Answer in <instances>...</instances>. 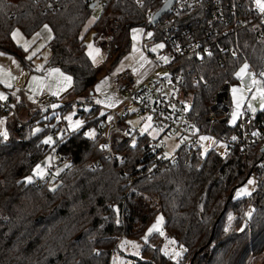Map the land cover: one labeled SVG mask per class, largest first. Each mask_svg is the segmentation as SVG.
Returning a JSON list of instances; mask_svg holds the SVG:
<instances>
[{
  "label": "trees",
  "instance_id": "obj_1",
  "mask_svg": "<svg viewBox=\"0 0 264 264\" xmlns=\"http://www.w3.org/2000/svg\"><path fill=\"white\" fill-rule=\"evenodd\" d=\"M211 1L202 0L198 7L181 12L174 23L191 26L199 33L209 22ZM218 2L234 9L237 17L242 9L251 7L249 0ZM89 3L0 0V53L15 56L30 68L12 31L18 28L30 37L47 24L52 38L47 43L50 56L44 66L57 67L69 75L74 96H87L97 78L86 51L87 33L94 32L101 50L115 48L117 63L130 50L131 28L155 30L146 18L160 8L162 0H142L140 6L137 0L101 1L102 13L83 32L92 13ZM243 18L246 25L239 26L234 19L232 31L211 38L212 55L175 61L174 67L184 73L193 94L195 117L202 122L212 92L230 80L233 72L245 64L255 72L264 70V15L250 13ZM216 28L222 30L225 24ZM108 30L112 37L106 41L102 38ZM157 32L154 37L159 40ZM222 48L227 52L234 48L236 55L223 53ZM69 105L61 107L60 117ZM79 112L86 115L87 122L73 131L46 126L35 130L58 114L48 118L44 117L47 112L37 110L32 115L35 122L6 116L7 135L0 136V264H109L118 238L140 237L157 213L163 216L166 234L185 248L178 264H247L251 255L261 256L260 264H264V169L258 171L250 192L234 197L251 177L252 169L262 163L259 146L234 148L225 155L210 150L197 156L181 150L175 162L154 168L153 156L145 153L147 140H143L134 149L122 147L128 152L124 163L103 159L99 167L91 169V161L100 153L99 140L91 139L86 131L105 121V115L97 117L96 106L87 113ZM258 117L264 119V110ZM52 128L53 135L57 130L61 135L50 146L43 138ZM51 150L72 159L56 176L54 189L48 186L49 174V179L37 178L39 186L36 180L26 179ZM131 177L135 180L130 181ZM132 264L175 263L153 243L146 244L142 257Z\"/></svg>",
  "mask_w": 264,
  "mask_h": 264
},
{
  "label": "built area",
  "instance_id": "obj_2",
  "mask_svg": "<svg viewBox=\"0 0 264 264\" xmlns=\"http://www.w3.org/2000/svg\"><path fill=\"white\" fill-rule=\"evenodd\" d=\"M35 1L40 2L42 0ZM83 1H96L97 3L105 0ZM165 1L167 0H162V3ZM201 1L175 0L159 21L151 25L155 26V30L161 34V38L158 40L154 37L155 30H153V34L149 39L144 37L143 53L151 64L150 69L144 75L139 76L127 66L121 67L115 74L117 87L124 94L122 105L130 102L134 105V109L133 111L127 110L126 107L123 111H118L117 107L107 109L105 121L95 127L93 133L89 135L91 139L96 138L99 140L100 149L98 156L89 165L91 169L99 167L103 159L124 163L128 152L123 150L122 147L126 146L129 149H134L143 140H147L146 145H144L147 149L145 153L153 156L151 165L158 168L162 164L175 162L179 158L181 150H187L189 154L201 155L200 138L203 135H208L222 139L227 145V150L259 146L263 151V160L261 164L252 169L251 173V177L255 182L257 181L258 171L261 168L264 169V119L258 117L264 107L261 110H255L250 107L248 102L239 104V107L233 104L232 85L240 79L236 76L238 71H235L232 73L230 80L223 81L212 92L202 122L198 117H195L193 94L187 88L185 75L182 71H178L174 64L175 61L185 57H195V59L201 60L207 55H212L211 38L214 35L226 34L228 31H232L234 25H236L234 19L237 20L239 26H244L246 21L243 15L250 13L264 15V12H261L255 0H249L251 7L242 9L240 11L242 15L237 17V12L234 9H227L218 0H212L209 3V22L207 25H203L199 33L191 26L179 27L174 23L177 15L185 10L198 7ZM141 4L142 0H137V5L140 6ZM152 15H147V24H149ZM220 23L225 24V28L222 30L216 28V25ZM142 28L145 33L144 26ZM111 37L112 33L108 30L102 39L107 41ZM156 41H160L163 47H159L156 52L149 51L147 47ZM220 51L230 56L236 55L234 48H231L229 52L225 48ZM220 64L223 65V61ZM251 71L255 72L247 68L248 74ZM255 73L260 74L261 72ZM244 95L248 99L255 98V94L251 91H245ZM35 100L39 105H49L53 97L49 92L42 91ZM258 101L260 103L264 99L258 98ZM76 104L79 107L86 108L96 106L88 95L83 101H77ZM0 112L2 114L12 112V116L16 118V112L11 107L8 99H0ZM135 112L138 114L147 113L146 118L149 116L152 118L151 121L145 118L140 123L141 126L150 124L147 131L132 127L129 124L121 126L120 123L125 122L126 118ZM234 112L237 115L233 123ZM60 125L61 123H58V126ZM216 126L220 127L218 131H215ZM49 133L54 134L55 129L52 128ZM164 137L175 138L178 142L172 154L167 153L165 150ZM233 137H236V139L233 140ZM71 163L72 159L67 156H60L57 160L59 166L67 167ZM54 168L55 164L53 163L49 167V171L52 172ZM40 178L49 179L47 174ZM134 180L135 177L130 178V181ZM36 186H39L37 178Z\"/></svg>",
  "mask_w": 264,
  "mask_h": 264
},
{
  "label": "rangeland",
  "instance_id": "obj_3",
  "mask_svg": "<svg viewBox=\"0 0 264 264\" xmlns=\"http://www.w3.org/2000/svg\"><path fill=\"white\" fill-rule=\"evenodd\" d=\"M263 2V0H262ZM102 3L101 1L97 2L96 6L92 9L91 16L96 19L100 16L102 13ZM136 28V27H134ZM43 32L44 30H47L46 28H42ZM133 32V31H132ZM151 34V35H149ZM153 34V29L149 28L146 30L144 37L146 39H149ZM21 38H15V42L17 40H23L25 37L24 34H22ZM52 38V36H51ZM93 40H94V32L91 30L87 33L85 36L84 42L88 46L91 44L93 46ZM48 43V42H47ZM46 43V45H47ZM17 44V43H16ZM158 45H162L160 41H156L155 43L151 44L147 48L149 51L156 52L159 48ZM89 48V47H88ZM92 48H89V53L91 60L93 62V65L97 69V78L94 83L93 88L89 91L88 96H90V99L94 101V104L96 105V108L98 109V112L96 113L97 117H101L105 115L107 109H110L112 107H117L118 111H123L126 107L127 110L133 111L134 105L130 102L125 103L122 105V101L124 100V94L118 89L117 87V80L115 77V71L121 62L119 60L117 63H115V59L117 57V50L115 48H112L109 52L101 50L100 48H96V50H91ZM154 49V50H153ZM50 56V49L47 46L41 54L36 57V60H34V75L37 77L33 81H28L29 85L31 86V91L29 95L32 97V92H38L41 89H48V90H54L58 87L62 88V83L59 80H55V74H53V68L52 67H46L43 64L41 65V62L47 58V56ZM49 58V57H48ZM47 61V60H46ZM39 66V70L38 69ZM137 68L136 71L139 76L144 75L149 69L151 64L147 60V58L139 57L137 60ZM32 68V69H33ZM242 68V67H241ZM55 71H60L61 75H64V77H70L67 74H64L61 72L59 68H55ZM52 70V71H51ZM240 70V69H239ZM238 70V71H239ZM51 71V72H50ZM264 70L261 71L260 74H257L255 72H250L249 74L246 72L243 74V76L237 80L235 84L232 85V91L233 89H237L236 92H233L232 95V102L234 105H237V102L239 104H244L245 102H248L251 108L255 110H261L262 103L264 101L260 102L259 99H264V97L261 96V92L264 91V84L262 78H264ZM71 78V77H70ZM24 81V80H23ZM253 81H256L255 84H253ZM26 82L25 84H28ZM59 82V84L57 83ZM72 80L69 81V85L71 87ZM64 93H52L53 97L55 98L50 102L49 105H39L36 103V100L34 102V99L29 97V101L26 103V108L22 111H18L16 113V118L21 120L22 122H27L28 120H33L35 122V119H32L33 113H35L37 110H39L41 113L47 112L44 114V117H52L59 113L60 109L64 105L70 104L63 112L62 116L60 117L59 114L56 115L53 119V121L47 123L44 121L39 126H35V130L40 129V127H62L65 129H68L70 131L82 128L85 126L87 122L86 115H82L79 112L80 110H84L86 113L91 109V107H79L76 102L77 101H83L86 98V95L83 96H74L72 93H70V88H66L64 90ZM245 91H251L255 94V98L246 97L244 95ZM25 92V91H24ZM62 92V91H61ZM26 93V92H25ZM35 96V95H34ZM33 96V97H34ZM38 96V95H37ZM36 96V97H37ZM35 97V99H36ZM55 105V107H53ZM15 110V109H14ZM16 112V111H15ZM8 114V115H7ZM12 112H8L6 114H3L0 118V136L3 133H6L5 129V123H6V116H11ZM147 113L144 114H138L137 112L129 115L125 122H121V126H125L126 124L131 125L132 127H137L138 129H144L146 126H141L140 123L146 118ZM40 117V116H39ZM27 120V121H26ZM77 121L80 122V124L77 126ZM58 123H61L60 126H58ZM55 125V126H53ZM94 129L93 127H89V129L86 131L87 134L91 135L93 133ZM61 135V130H57L56 134L53 135L48 132L43 138V141L50 140V143H47L48 145L52 146L56 139L59 138ZM201 137H208L206 140H202L200 138V144H201V153L202 156H205L206 153L210 150H213L220 155H225V153L228 152L226 143L216 136H208L203 135ZM165 142V150L167 153L172 154V152L175 150V148L178 145V142L175 138H163ZM53 150L46 153L39 162V166L42 165L45 168L44 173L41 175L42 177L46 174L50 175V180L48 181V186L50 189H54L57 186V179L56 176L65 168L64 166L57 165V160L59 159V156L55 153H52ZM55 164V168L50 173L49 167L52 166V164ZM31 177V181L35 178L34 176L28 175L26 177ZM252 181L251 184H249V181ZM255 185V181L252 177H250L247 182H245L242 186H240L234 193V197H240L242 195L247 194L250 192ZM247 214H250V210H248ZM161 218V222L159 225H157L158 230H154L151 233H149V229L152 228V226L156 223L157 218ZM229 218V217H228ZM163 216L161 213H157L155 218L145 227L143 233L140 237H135L131 235H123L118 238L117 240V246L114 248V250L111 253L109 264H132L135 260L142 257V249L146 244L152 245L155 243V246H158L160 248V251L173 263L178 264L183 259L185 248L183 246H178L174 239H172L169 235L166 234V232L163 229ZM162 233V234H161ZM135 245V246H134ZM177 253H180V255H177ZM261 262V256L257 255H251L247 264H260Z\"/></svg>",
  "mask_w": 264,
  "mask_h": 264
},
{
  "label": "crops",
  "instance_id": "obj_4",
  "mask_svg": "<svg viewBox=\"0 0 264 264\" xmlns=\"http://www.w3.org/2000/svg\"><path fill=\"white\" fill-rule=\"evenodd\" d=\"M95 20L96 19L90 16L85 25V29L83 32H86L87 29L93 24ZM42 28H46L47 30H44L43 32ZM13 32L18 33V35L15 38L17 37L21 38V36H23L22 35L23 33L18 28H15L12 31V33ZM144 34H145L144 29L142 27H136V28L130 29L129 31L130 50L124 57H122L121 62L119 63L115 73L121 67H124V66L130 67L132 70H134V72L136 71V68H137L136 65H137L138 58L139 57L145 58L144 53H143ZM51 36H52V30L47 24H44L32 36L30 37L25 36L23 37L24 38L23 40H17V42H15L18 45H20L22 50L25 52V59L29 60L30 68L24 67L15 56L5 54V53H0V95H2L4 99L9 100L11 107L15 109L17 113L19 110L22 111L24 109H27L26 103L29 101V97L34 99V102H35V97L38 94H40L42 91L49 92L53 97L52 93H56V94L64 93L65 92L64 90L66 88L67 89L70 88V91L72 89V83L70 87L69 81H66L64 79L65 78L64 75H61V73H59L60 71H55L56 67H52L53 71L52 70L51 71L53 72V74H55V80L61 81L62 88L58 87L57 89H54V90H48L44 88L38 92H32V95L33 96L35 95L34 97L33 96L31 97L29 95L32 89L31 86L29 85V82L33 81L34 80L33 78H37L34 75V71H33L34 69H36V68H33V66L35 67V65L33 64L34 60H36V57H38L41 54V52L47 47L46 43L51 39ZM15 38H13L14 41H16ZM97 47L98 45L96 43V40H93V46L91 50H96ZM86 51L90 57V53H89L90 50L87 45H86ZM34 52H35V55H32V53ZM29 56H31V59L28 58ZM48 57H49V54L47 58H45V60L41 62V65L43 64V68H44V64L46 60L48 59ZM26 82H28V84H25ZM57 83L59 84V82ZM54 98L55 96L53 97V99ZM37 165H39V163ZM37 165L34 167L32 171V175L34 176L35 180L36 178L42 177L41 175L45 171V168L42 165H40L39 168H37Z\"/></svg>",
  "mask_w": 264,
  "mask_h": 264
},
{
  "label": "snow or ice",
  "instance_id": "obj_5",
  "mask_svg": "<svg viewBox=\"0 0 264 264\" xmlns=\"http://www.w3.org/2000/svg\"><path fill=\"white\" fill-rule=\"evenodd\" d=\"M255 3H256L257 6L260 8L261 12H264V2H262V0H255ZM45 27H47V26H45ZM17 35H18L17 32H13V33H12L13 38H15ZM149 35H151V34H149ZM88 47H89V48H92V45L89 44ZM158 47H161V48H162L163 45H158ZM25 50H27V49H25ZM153 50H154V49H153ZM32 55H35V52L32 53ZM28 58L31 59V56H29ZM164 59L166 60L167 58H164ZM247 68H248V65H247V64H245L242 68H240V70L236 73L237 78H241V77L243 76V74L246 72ZM37 70H39V66H38V69H37ZM262 75H264V73H262ZM33 79H36V78H33ZM64 79H65L66 81H70V80H71L70 77H65ZM255 83H256V81H253V84H255ZM236 91H237V89L234 88V89H233V92H236ZM261 96L264 97V91L261 92ZM0 99H4V97H3L2 95H0ZM53 107H55V105H53ZM237 107H239V102H237ZM262 107H264V103H262ZM236 115H237V113L234 112V113H233V123L235 122ZM146 119H147L148 121H151L152 118L149 116V117H147ZM76 123H77V126L80 124L79 121H77ZM148 127H150V124L147 125V126L143 129V131H147V130H148ZM2 135H5V136H6V133H3ZM201 139H202V140H206V139H208V137H201ZM232 139L235 140L236 137H233ZM45 143H50V140L45 141ZM39 167H40V166L37 165V168H39ZM28 179L30 180L31 177H29ZM251 183H252V181L250 180V181H249V184H251ZM160 222H161V218L158 217L156 223L152 226V228L149 229V233H151V232L154 231V230H158V229H157V225H159ZM161 234H162V233H161ZM134 246H135V245H134ZM177 255H180V253H177Z\"/></svg>",
  "mask_w": 264,
  "mask_h": 264
},
{
  "label": "water",
  "instance_id": "obj_6",
  "mask_svg": "<svg viewBox=\"0 0 264 264\" xmlns=\"http://www.w3.org/2000/svg\"><path fill=\"white\" fill-rule=\"evenodd\" d=\"M174 1L175 0H167L164 3H162L160 8L153 13L149 24L150 25L156 24L159 21V19L168 11V9L174 3ZM95 5H96V1L89 3V7L91 9H93L95 7Z\"/></svg>",
  "mask_w": 264,
  "mask_h": 264
}]
</instances>
